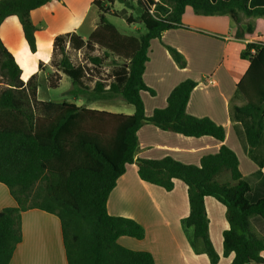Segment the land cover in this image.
<instances>
[{"label": "trees", "instance_id": "16d2710c", "mask_svg": "<svg viewBox=\"0 0 264 264\" xmlns=\"http://www.w3.org/2000/svg\"><path fill=\"white\" fill-rule=\"evenodd\" d=\"M50 1L0 0V25L7 17H17L28 48L35 53L36 27L30 13ZM160 1L165 8L158 12L151 11L146 0H93L98 10L95 30L85 40L67 33L53 41L49 63L56 71L46 78L48 88L59 87L61 73L85 94V102L121 98L133 106L130 115L65 101H40L37 75L22 81L18 64L0 40V76L5 82L0 90V184L15 203L0 210V264H9L22 238L21 214L31 209L58 218L67 264H155L150 253L118 243L120 237L142 240L143 227L107 211L109 194L132 164L143 182L166 192L173 190L174 179L184 183L189 207L184 226L192 230L193 250L200 243L210 264H217L219 256L208 234L204 202L208 196L225 207L228 228L222 233L223 256L233 254L231 264H264V236L251 224L253 217L264 219V199L247 200L250 186L240 173L237 155L224 144V128L187 113L197 83L191 79L180 82L168 94L165 107L154 109L150 117L145 116L141 99L143 92L155 95L143 81L150 42L167 31L185 29L181 18L186 7L200 16L229 17L237 25L236 38L253 32L251 25L241 28V18L264 17V8L249 9L250 0ZM116 3L130 9L125 18L129 25H141L138 36L121 34L108 21V8ZM66 46L73 51L102 49V58H88L95 65L110 57L122 63L108 84L95 81L90 88L83 82L85 67L73 66ZM166 49L175 64L184 68V57L172 47ZM240 57L249 62L236 85L246 103L232 106L230 114L241 123L250 155L264 136V42L248 43ZM145 124L184 137H211L221 146L217 153L203 156L197 166L170 157L135 158L137 131Z\"/></svg>", "mask_w": 264, "mask_h": 264}, {"label": "crops", "instance_id": "0c3cea01", "mask_svg": "<svg viewBox=\"0 0 264 264\" xmlns=\"http://www.w3.org/2000/svg\"><path fill=\"white\" fill-rule=\"evenodd\" d=\"M146 1L152 11L159 12L165 8L160 0ZM248 8H264V0H250ZM96 18L93 0H52L31 11L30 19L36 27L35 53L30 52L17 17H7L1 23L0 40L18 64L21 80L25 82L31 75H37V97L40 101L46 100L39 97V92H44V87L48 88L45 68L50 69L48 72L56 71L51 70L49 64L54 38L74 33L85 40L95 30ZM181 21L185 29L170 30L160 39L152 40L156 50L149 46L143 81L155 95L141 93L145 116L150 117L154 109L164 108L168 94L180 82L186 79L195 81L197 85L189 97L187 113L196 118L210 119L224 128V144L237 155L240 173L250 186L247 200L253 203L264 199V136L249 155L241 123L230 114L232 106L246 103L236 89L249 65L240 53L248 43L264 42V17H242V29L247 25L253 27V32L245 33L242 38L235 37L237 25L227 16H200L186 7ZM166 46L176 49L184 57V68L175 64ZM59 74L61 84L66 76ZM80 100H83L82 97L77 106L84 104L92 110L125 115L134 111L132 105L125 106L122 102L117 109L112 104L114 100ZM137 141L135 158L159 160L170 157L193 166H197L203 156L217 153L221 146L211 137H184L161 131L151 124L140 127ZM173 183V190L166 192L143 182L138 177L135 164L126 167L109 194L107 211L112 216L134 220L143 227L145 235L142 240L120 237L118 243L134 251L150 253L155 264H210L200 243L193 250L192 230L184 226L189 213L186 186L177 179ZM204 202L209 238L219 256L217 264H231L233 254L223 256L222 247V233L228 228L225 207L209 196ZM12 206L15 203L9 191L0 184V210ZM251 224L264 236V219L253 217ZM20 227L21 242L16 246L9 264H67L56 216L37 209L27 210L21 214Z\"/></svg>", "mask_w": 264, "mask_h": 264}, {"label": "rangeland", "instance_id": "374dc122", "mask_svg": "<svg viewBox=\"0 0 264 264\" xmlns=\"http://www.w3.org/2000/svg\"><path fill=\"white\" fill-rule=\"evenodd\" d=\"M108 9L109 10L106 17L108 21L111 22L116 27L118 32L124 35H135V36H138L142 32V27L140 24L134 23L129 25L125 21V18H127L131 14L130 9H128L126 6L116 3L113 6L109 7ZM95 10L97 12V18L95 22L97 26L98 10L96 7ZM113 14L116 15L117 17L113 16ZM150 46H152L153 50H156V45L154 42L151 41ZM66 49L68 51L70 62L73 64V66L79 65L85 67V70L89 74V76L86 77L84 75L83 82L85 85L89 86L90 88L93 87L95 81H103L105 84H108L112 80L113 72L116 71L119 68V65L122 63L116 58L110 57L107 59H103L100 65L93 64L88 59L89 57L97 56L102 58L103 56V50L98 48L97 46H94L93 50L82 49L80 51H73L68 48ZM58 59L59 57L55 56L56 62L58 61ZM45 69L47 71V76L52 73L51 71L48 72L50 70L48 67H46ZM51 70L54 71L55 68L52 67ZM4 83H5L4 80L0 76V90L4 88ZM42 86L44 87V84H42ZM43 90L44 92L42 91L39 92V97L45 99L46 101H51L52 103L55 104L65 101L68 103H74L75 105H79L80 104L79 99H81V97L83 100L80 101L84 102L85 94L81 95L79 87L71 85V81L67 77H64V81L59 85L58 88L53 89V88L44 87ZM119 103L125 106L127 104L121 98H116L112 102L114 106L115 105L117 106V109H119Z\"/></svg>", "mask_w": 264, "mask_h": 264}, {"label": "built area", "instance_id": "2783aa9c", "mask_svg": "<svg viewBox=\"0 0 264 264\" xmlns=\"http://www.w3.org/2000/svg\"><path fill=\"white\" fill-rule=\"evenodd\" d=\"M151 11H152V9H151ZM66 48H68V46H66ZM84 75H85L86 77L89 76V74L86 72V70L84 71Z\"/></svg>", "mask_w": 264, "mask_h": 264}]
</instances>
